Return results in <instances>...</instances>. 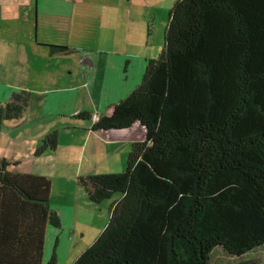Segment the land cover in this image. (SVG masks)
I'll list each match as a JSON object with an SVG mask.
<instances>
[{
	"label": "trees",
	"instance_id": "1",
	"mask_svg": "<svg viewBox=\"0 0 264 264\" xmlns=\"http://www.w3.org/2000/svg\"><path fill=\"white\" fill-rule=\"evenodd\" d=\"M163 38L142 81L94 124H137L144 137L123 170L79 178L95 203L114 199L73 264H210L217 250L264 248V0H175ZM29 101L22 90L0 103V131ZM57 143L48 134L39 152ZM51 194L48 177L0 159V264H59L44 263L48 228L63 226Z\"/></svg>",
	"mask_w": 264,
	"mask_h": 264
},
{
	"label": "crops",
	"instance_id": "2",
	"mask_svg": "<svg viewBox=\"0 0 264 264\" xmlns=\"http://www.w3.org/2000/svg\"><path fill=\"white\" fill-rule=\"evenodd\" d=\"M174 2L0 0V42H5L10 50L8 59L0 65V74L17 65L12 80L0 77V103L10 101L15 92H30L25 113L18 119L4 121L1 127L0 159L20 173L42 175L51 180L52 187L57 184L66 200L54 209L60 213L62 230L67 229V239L72 242L76 238L78 210L76 201L69 198L82 192L79 178L119 172L132 143L144 137L145 129L137 124L127 129L95 130L91 115L110 114L142 81L150 59L144 53L150 43L152 21L160 11L167 19ZM10 20L14 21L13 30H8ZM134 20L140 25L131 29L128 23ZM116 22H123L124 46L119 44ZM141 23H147V36ZM27 24L31 26L28 30ZM13 50L16 57L12 59ZM70 63L68 72L64 64ZM83 92L92 95L94 103L77 107ZM88 106L92 108L86 109ZM53 132L58 134L56 147L50 149V154L40 153L42 141ZM74 146L79 148L76 156ZM46 160L54 162L55 174L42 167ZM110 207L111 204L109 218ZM99 210L102 213L103 208L100 206Z\"/></svg>",
	"mask_w": 264,
	"mask_h": 264
},
{
	"label": "rangeland",
	"instance_id": "3",
	"mask_svg": "<svg viewBox=\"0 0 264 264\" xmlns=\"http://www.w3.org/2000/svg\"><path fill=\"white\" fill-rule=\"evenodd\" d=\"M144 1V0H142ZM126 3H124L125 5ZM127 5V4H126ZM148 4V6H150ZM125 8V6H124ZM118 8L114 9L116 12ZM121 11L126 12L127 10L121 9ZM31 22V21H30ZM99 25H101V21H97ZM116 22L115 29L118 30V37L120 38L119 44L124 46V36L121 37V34H124V27H121L123 25ZM168 23V18L166 19V16L160 11V15L157 17V19H154L152 21V32L151 35L148 36L149 38V47L145 50V55L149 56L150 59L158 57L160 51L162 50L164 46V29L165 26ZM115 22H112V27L114 28ZM143 25V29L145 31L146 36L149 34L148 29H146L145 24L147 23H141ZM26 29L28 30L31 26ZM129 27L131 29L138 27V22L136 20L131 21L128 23ZM8 30L14 29V21L10 20L8 22ZM148 28V27H147ZM114 29V30H115ZM18 38V36H17ZM21 38V37H20ZM22 38H26L22 35ZM29 39V38H27ZM92 44L91 42L88 43V45ZM6 49L5 52L3 50ZM0 65L3 64V62L8 59L10 50L6 46L5 42H0ZM142 53L144 49L141 47ZM155 50V52H154ZM67 53V52H66ZM16 53L13 50L11 52L10 58H15ZM71 64V63H70ZM64 64V67H66V70L71 69L72 64ZM7 66L9 64L7 63ZM70 67V68H68ZM17 65L15 66L14 70H10L7 68V73H1L0 77L10 81L14 78V75L16 74ZM141 81V80H140ZM93 96H87L84 92L81 94V100L77 107H80V105H83L85 103L89 104L90 101H93ZM94 103V101H93ZM92 106H88L86 109H91ZM139 128L135 126V131L137 135H140L138 133ZM50 149H45L44 152L49 151L48 154H50ZM79 148L74 146V155L76 156L78 153ZM43 155V154H42ZM40 158V157H38ZM128 157L126 156L124 158V166L122 168L126 167ZM46 160L45 162H47ZM51 162V161H50ZM54 162H47L46 165H43L42 167L48 169V171H51L53 174L56 173L55 169L53 168ZM108 166V164L106 163ZM64 167H71V166H64ZM120 169L123 170V169ZM102 174V173H97ZM82 186V184H81ZM69 199H74L76 201V209L78 210L76 212V215L78 217L77 223H75V240L72 242L70 239H67V229L66 230H57L53 227H49L46 233V243H45V255H44V263L50 261L53 256L56 257V260L59 264H73L78 257L97 239L101 231L106 227V224L109 221V206L112 203V200L114 198H110L107 200H104L100 202V204L95 203L92 201L88 194L86 193L85 189L82 187V192H77L74 195H71ZM66 198L62 195L61 190L58 188L57 184L52 187V194H51V207H59L60 204H63ZM100 206L103 208L102 213L100 209ZM101 213V215L99 214ZM96 215V216H95ZM105 219H103V217ZM94 219L92 220V218ZM92 220V221H91ZM105 224V225H104ZM63 229V228H62ZM60 238V241L58 239ZM210 264H264V248L259 250H254L249 253H247L244 256H231L229 254L224 253L221 250H217L212 253L211 255V261Z\"/></svg>",
	"mask_w": 264,
	"mask_h": 264
},
{
	"label": "built area",
	"instance_id": "4",
	"mask_svg": "<svg viewBox=\"0 0 264 264\" xmlns=\"http://www.w3.org/2000/svg\"><path fill=\"white\" fill-rule=\"evenodd\" d=\"M99 119H100V114L98 112H93L91 115V120H92L93 124L98 122Z\"/></svg>",
	"mask_w": 264,
	"mask_h": 264
}]
</instances>
